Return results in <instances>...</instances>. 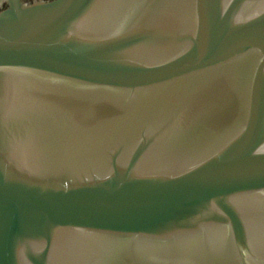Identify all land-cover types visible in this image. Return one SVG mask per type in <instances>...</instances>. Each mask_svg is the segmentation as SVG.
Here are the masks:
<instances>
[{
    "label": "water",
    "instance_id": "95a60500",
    "mask_svg": "<svg viewBox=\"0 0 264 264\" xmlns=\"http://www.w3.org/2000/svg\"><path fill=\"white\" fill-rule=\"evenodd\" d=\"M0 264H264V0H0Z\"/></svg>",
    "mask_w": 264,
    "mask_h": 264
}]
</instances>
